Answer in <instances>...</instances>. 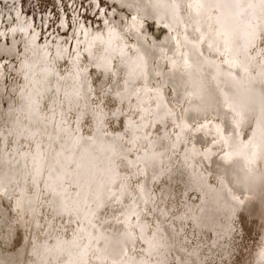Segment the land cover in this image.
Returning <instances> with one entry per match:
<instances>
[{
  "label": "rangeland",
  "instance_id": "374dc122",
  "mask_svg": "<svg viewBox=\"0 0 264 264\" xmlns=\"http://www.w3.org/2000/svg\"><path fill=\"white\" fill-rule=\"evenodd\" d=\"M0 264H264V0H0Z\"/></svg>",
  "mask_w": 264,
  "mask_h": 264
},
{
  "label": "bare ground",
  "instance_id": "6f19581e",
  "mask_svg": "<svg viewBox=\"0 0 264 264\" xmlns=\"http://www.w3.org/2000/svg\"><path fill=\"white\" fill-rule=\"evenodd\" d=\"M204 63V62H203Z\"/></svg>",
  "mask_w": 264,
  "mask_h": 264
}]
</instances>
